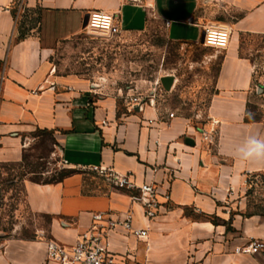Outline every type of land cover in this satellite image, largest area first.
<instances>
[{"label": "crops", "instance_id": "obj_1", "mask_svg": "<svg viewBox=\"0 0 264 264\" xmlns=\"http://www.w3.org/2000/svg\"><path fill=\"white\" fill-rule=\"evenodd\" d=\"M19 1L0 0V162L21 161L43 132L49 156L73 172L52 183L23 180L27 208L48 221L30 238L0 242V264H61L47 259L46 241L72 245L98 211L130 212L133 225L148 231L146 239L111 233L114 264H264V250L235 253L249 239L264 241V215L234 214L228 229L208 220H228L237 197L242 212L246 178L264 173V162L239 156L248 137L264 139V73L240 52V35L264 34V0H21L23 10L40 13L39 29L24 38L17 32L24 12L12 15ZM93 13L112 15L119 31L158 20L182 43L200 42L203 25H228L207 122L164 118L152 99L141 109L119 104L85 77L55 74L54 44L83 30ZM252 105L261 114L245 120ZM94 166L152 183L158 215L144 217L132 199L137 189L85 191L83 173Z\"/></svg>", "mask_w": 264, "mask_h": 264}, {"label": "rangeland", "instance_id": "obj_2", "mask_svg": "<svg viewBox=\"0 0 264 264\" xmlns=\"http://www.w3.org/2000/svg\"><path fill=\"white\" fill-rule=\"evenodd\" d=\"M240 52L255 61L257 74L264 73V34L240 35ZM222 57V49L170 39L163 24L152 20L143 29L114 34L84 27L77 34L58 40L49 60L55 74L85 77L100 85L102 92L117 96L119 104L133 103L131 96L145 102L152 99L162 117L180 116L200 126L208 120L206 108ZM164 76L173 77L168 89L160 81ZM248 111L251 119L261 114L254 105ZM35 136L21 161L0 162V242L30 238L37 229L46 227L48 218L34 215L25 204L23 180L49 181L73 172L57 156H49L51 144L46 133L37 132ZM83 178L85 191L113 187L93 170L84 171ZM241 200L242 212L237 197L236 206L229 207L228 220L215 215L208 220L231 228L234 214L264 215V173L246 178Z\"/></svg>", "mask_w": 264, "mask_h": 264}, {"label": "built area", "instance_id": "obj_3", "mask_svg": "<svg viewBox=\"0 0 264 264\" xmlns=\"http://www.w3.org/2000/svg\"><path fill=\"white\" fill-rule=\"evenodd\" d=\"M23 12L22 1L18 2L17 15ZM86 29L96 30L107 34L119 32V28L112 15L99 13L90 14L87 17ZM204 46L215 49H224L230 39L231 30L226 24H206L202 26ZM131 101L141 109L147 101L138 100L137 96H131ZM151 99H148L150 102ZM66 163V161H64ZM91 170L104 177L110 184L124 187L129 190L137 189L139 194L132 199L139 201L143 215L147 219H154L159 212L156 200V188L152 183L144 182L136 185L130 175H120L108 168L94 166ZM118 229L138 239L148 237L147 229L135 227L132 214L127 212L121 216L111 212L98 211L91 214L90 225L79 233L77 240L72 245H65L56 240L46 241V257L50 261L61 264H114L115 256L108 249L107 238ZM252 249L264 250V241L255 239L247 240L243 245L235 248V253L249 252Z\"/></svg>", "mask_w": 264, "mask_h": 264}, {"label": "trees", "instance_id": "obj_4", "mask_svg": "<svg viewBox=\"0 0 264 264\" xmlns=\"http://www.w3.org/2000/svg\"><path fill=\"white\" fill-rule=\"evenodd\" d=\"M17 11V7H14L12 9V15L15 17ZM39 24H40V13H39V8L27 12L24 10V13L22 15L21 20L17 23V32H18V37L19 38H24L28 33L31 28H37L39 29ZM248 116L245 117V120H249ZM69 173H65L60 175L58 178H54L49 181H41L44 183H52V182H58L61 181L65 176H67ZM39 182V181H35ZM228 229V228H227Z\"/></svg>", "mask_w": 264, "mask_h": 264}, {"label": "clouds", "instance_id": "obj_5", "mask_svg": "<svg viewBox=\"0 0 264 264\" xmlns=\"http://www.w3.org/2000/svg\"><path fill=\"white\" fill-rule=\"evenodd\" d=\"M243 160L264 162V139L251 136L246 139L244 149L239 152Z\"/></svg>", "mask_w": 264, "mask_h": 264}, {"label": "water", "instance_id": "obj_6", "mask_svg": "<svg viewBox=\"0 0 264 264\" xmlns=\"http://www.w3.org/2000/svg\"><path fill=\"white\" fill-rule=\"evenodd\" d=\"M86 23H87V16L84 17L83 19V27L86 26ZM200 42L202 43L203 42V35H201V39H200ZM162 85L164 88L168 89L170 87V85L172 84L173 82V77L171 76H164L160 79Z\"/></svg>", "mask_w": 264, "mask_h": 264}]
</instances>
